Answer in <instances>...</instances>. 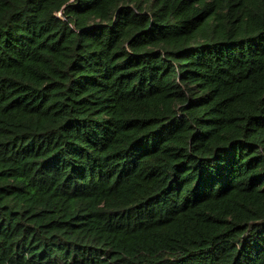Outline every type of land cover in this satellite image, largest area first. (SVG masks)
I'll return each instance as SVG.
<instances>
[{
  "label": "trees",
  "instance_id": "trees-1",
  "mask_svg": "<svg viewBox=\"0 0 264 264\" xmlns=\"http://www.w3.org/2000/svg\"><path fill=\"white\" fill-rule=\"evenodd\" d=\"M0 264H264V0H0Z\"/></svg>",
  "mask_w": 264,
  "mask_h": 264
}]
</instances>
